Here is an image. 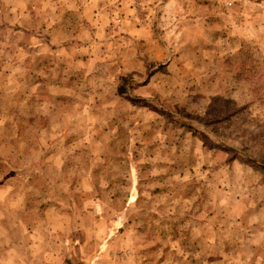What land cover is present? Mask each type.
<instances>
[{
    "label": "rangeland",
    "instance_id": "374dc122",
    "mask_svg": "<svg viewBox=\"0 0 264 264\" xmlns=\"http://www.w3.org/2000/svg\"><path fill=\"white\" fill-rule=\"evenodd\" d=\"M0 264H264V0H0Z\"/></svg>",
    "mask_w": 264,
    "mask_h": 264
},
{
    "label": "crops",
    "instance_id": "0c3cea01",
    "mask_svg": "<svg viewBox=\"0 0 264 264\" xmlns=\"http://www.w3.org/2000/svg\"><path fill=\"white\" fill-rule=\"evenodd\" d=\"M23 1H27V0H23ZM122 3H123V1H122ZM101 5H103L102 3H100ZM22 5H23V3H22ZM91 6L89 7L90 8V10L92 11V14L93 15H96V16H100L102 19H104V17L106 16V14H107V9L105 8V6H99V4L98 3H92V4H90ZM24 6H27V5H25V3H24ZM104 13V14H103ZM104 15V16H103ZM103 16V17H102ZM98 18H96V20H97Z\"/></svg>",
    "mask_w": 264,
    "mask_h": 264
}]
</instances>
